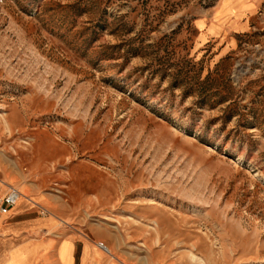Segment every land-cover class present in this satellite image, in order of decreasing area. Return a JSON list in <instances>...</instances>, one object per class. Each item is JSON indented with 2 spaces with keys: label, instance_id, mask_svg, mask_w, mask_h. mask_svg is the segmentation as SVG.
Segmentation results:
<instances>
[{
  "label": "rangeland",
  "instance_id": "rangeland-1",
  "mask_svg": "<svg viewBox=\"0 0 264 264\" xmlns=\"http://www.w3.org/2000/svg\"><path fill=\"white\" fill-rule=\"evenodd\" d=\"M249 8L0 0V195L57 219L39 232L55 257L71 264L66 238L84 264H264V0Z\"/></svg>",
  "mask_w": 264,
  "mask_h": 264
},
{
  "label": "crops",
  "instance_id": "crops-1",
  "mask_svg": "<svg viewBox=\"0 0 264 264\" xmlns=\"http://www.w3.org/2000/svg\"><path fill=\"white\" fill-rule=\"evenodd\" d=\"M260 1L244 0L246 4L250 5L248 11L251 10V12H246V23L247 19L257 11ZM233 25L231 31L243 30L238 25ZM220 30L217 32L219 33ZM10 210L4 215L6 218L3 221L1 219L3 216L0 218V264H57L56 257L63 264H70L66 253L69 250L68 245L61 243L58 247L60 248L59 252L56 253L55 257V247L61 238L58 240L50 237L45 238L41 237L39 233L43 232L44 235H47L55 231L58 228V221L55 217L51 215L29 216L28 213L35 211V209L25 210V204L15 208L13 212ZM14 217H17V219L7 222V219ZM28 233H33L35 236L29 237ZM62 239L68 240L72 244L71 264H84V262L81 263V254L83 245L86 243L81 244L77 257L75 241Z\"/></svg>",
  "mask_w": 264,
  "mask_h": 264
},
{
  "label": "built area",
  "instance_id": "built-area-1",
  "mask_svg": "<svg viewBox=\"0 0 264 264\" xmlns=\"http://www.w3.org/2000/svg\"><path fill=\"white\" fill-rule=\"evenodd\" d=\"M19 197L20 193L14 187L7 185L5 191L0 195V215H6L10 208L15 205ZM97 247L102 252L106 251L102 243H98Z\"/></svg>",
  "mask_w": 264,
  "mask_h": 264
},
{
  "label": "bare ground",
  "instance_id": "bare-ground-1",
  "mask_svg": "<svg viewBox=\"0 0 264 264\" xmlns=\"http://www.w3.org/2000/svg\"><path fill=\"white\" fill-rule=\"evenodd\" d=\"M19 198H20V197H19ZM19 198H18V199H19ZM17 201H18V200H17ZM17 201H16V203H17ZM16 203H15V205H16ZM15 205H14V206H15ZM105 250H106V251H104V252L108 253V250L106 249V247H105Z\"/></svg>",
  "mask_w": 264,
  "mask_h": 264
}]
</instances>
